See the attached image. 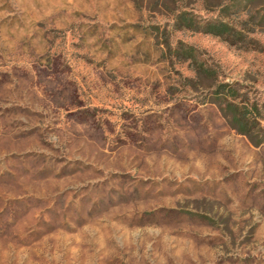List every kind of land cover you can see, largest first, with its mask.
Instances as JSON below:
<instances>
[{"label": "rangeland", "instance_id": "obj_1", "mask_svg": "<svg viewBox=\"0 0 264 264\" xmlns=\"http://www.w3.org/2000/svg\"><path fill=\"white\" fill-rule=\"evenodd\" d=\"M182 13L264 45V0H0V264H264V144L175 51L261 103L264 52Z\"/></svg>", "mask_w": 264, "mask_h": 264}, {"label": "trees", "instance_id": "obj_2", "mask_svg": "<svg viewBox=\"0 0 264 264\" xmlns=\"http://www.w3.org/2000/svg\"><path fill=\"white\" fill-rule=\"evenodd\" d=\"M179 17L178 27L220 37L229 44L245 50L264 52L263 44L251 37L247 38L242 31L237 30L228 22L215 19L198 24L195 18L188 14L182 13ZM175 52L180 60L188 61L194 71V76L186 77V81L196 88L197 82L211 78V91L206 97V102L215 105L227 124L238 134L244 136L253 146L263 145L264 103L250 97L240 82L220 80L213 68L197 56L193 47H187L185 52L178 49Z\"/></svg>", "mask_w": 264, "mask_h": 264}]
</instances>
